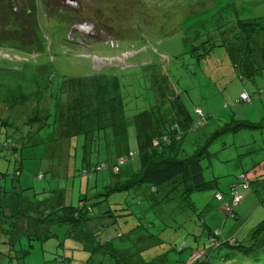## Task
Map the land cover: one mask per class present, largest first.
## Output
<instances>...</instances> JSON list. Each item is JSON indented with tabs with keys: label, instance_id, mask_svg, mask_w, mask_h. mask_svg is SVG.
<instances>
[{
	"label": "rangeland",
	"instance_id": "374dc122",
	"mask_svg": "<svg viewBox=\"0 0 264 264\" xmlns=\"http://www.w3.org/2000/svg\"><path fill=\"white\" fill-rule=\"evenodd\" d=\"M12 6L18 11L25 0ZM36 7L40 52L0 49V99L25 101L8 114L13 124L0 126V211L15 215L0 226V264H186L222 240L246 244L264 218V0H37ZM106 86L116 88L119 112L104 109ZM239 93L250 101L238 103ZM29 109L34 118L24 123ZM143 112L152 122H179L178 150L197 159L206 186L189 193L193 208L179 185L154 192L135 183L138 157L112 174L117 159L137 151L132 118ZM5 139L20 147L15 155ZM240 174L252 182L230 218L213 195L229 200ZM126 182V190L94 197ZM165 193L172 199H160ZM85 198L93 212L76 230L49 226L41 243L34 227L16 234L21 215ZM98 199L105 201L92 206ZM209 231L219 232V243L206 242ZM220 247L215 256L232 251Z\"/></svg>",
	"mask_w": 264,
	"mask_h": 264
},
{
	"label": "trees",
	"instance_id": "16d2710c",
	"mask_svg": "<svg viewBox=\"0 0 264 264\" xmlns=\"http://www.w3.org/2000/svg\"><path fill=\"white\" fill-rule=\"evenodd\" d=\"M0 1L4 4V6L0 5V49L14 50L29 55L38 54L41 50L42 39L39 37V35H37V0H25L26 6L22 9H18V11H15L16 7L12 6V0ZM63 10L67 11L68 9ZM51 12L53 14L55 13L53 11ZM51 12L47 10L41 11V13L46 16ZM244 25L245 23H242L240 26ZM105 89L108 94L106 95L107 102L105 104L103 102L102 104H104V109H107V114H109V112L113 109L119 112V106L118 108L114 106V104H116V100L117 104L119 103V95L116 94V96H114L113 93L115 92L116 88L110 89V87L106 86ZM241 94L243 93L238 95V103H245L239 100V96ZM23 102H25L24 99L22 101L17 99L16 102L14 100L11 103H9L8 100L0 99V111L2 110L6 112L5 116L3 117L4 119H1L0 117L1 127L3 125L7 127V124H13L9 121L10 117H8V114H11L13 112V108L17 107ZM195 112L196 115H201L200 111L195 110ZM144 113L145 112L137 114L132 118V123H134L136 129L137 151L129 152L125 157L122 156V158L117 159L116 165L110 168L112 174L117 175L121 165L134 157H138L139 170L136 174H133L132 177L134 178L135 181L133 179L132 180L135 183L148 182L150 184V188L153 189L154 192H157L159 187L164 185H179L182 187L179 197L185 202L187 206L193 208V204L188 197L189 193L203 191L206 186L203 183V178L201 176V166L197 159L187 158L181 154L180 150H178L177 146L183 134L179 122L175 121L168 123L167 121L164 122L160 119L152 122L150 119L145 118V116H148L149 113ZM122 115L123 114H121V116ZM25 117L26 119L24 123H28V120L34 118L30 109L26 110ZM119 119L123 120L122 117ZM199 121L200 120H197V123H199ZM123 123L120 124V126L123 125ZM146 130H150V135H145ZM2 146L10 149L13 155H15L14 151L20 148L19 146H16V144L11 143L9 139H5L2 142ZM197 151L199 152V150ZM104 168V166H100L98 168H93V170L100 171ZM15 175H18L17 172H15ZM38 177L40 178L41 176L39 175ZM250 182L252 181H250L245 174H240L237 177V182L231 184L229 187V200H224L219 193H215L213 195V199L216 202H222L220 207L230 218H235V216H237L234 213L235 209L243 199L242 193L249 189ZM126 184L127 185L104 187V192L96 194L94 197H107L111 193L119 192L123 189L126 190L128 183L126 182ZM162 198L172 199L168 193L163 194L160 199ZM160 199H158L156 203H158ZM86 200V198L78 199L77 206L75 207H71L70 205H62L55 207L48 212L40 211V213H38L36 211L31 215H21L23 218L19 220V226L16 230V234L21 232L23 235L29 236L25 233L34 227L36 229V233L33 234L35 237L34 240L41 243L49 237L47 235V227L49 226L64 225L68 226L71 230H76L79 225H84L85 222L89 220V214L93 212L91 205L88 204ZM103 201L105 200H95L92 202V206ZM61 208L63 213L59 214L58 211L61 210ZM14 217L15 215H5L3 211H0V226L6 222L5 219ZM10 224L11 226H15L14 222H10ZM0 231H2L1 228ZM3 232L10 233L8 230H3ZM218 234L219 232L209 231L207 233L206 242L210 244L219 243L217 240ZM28 239L30 240V237H28ZM244 241L247 243L242 244L240 242H236V239L234 238L222 240L208 252H196L194 257L192 256L186 264H264V218L250 229L248 235L245 236ZM221 245L231 249L232 251L229 253H225L224 251L223 253L215 256L214 251L216 252L218 249H220ZM29 247L31 246L29 245ZM85 248L86 244L84 245V249ZM93 250H96V248L94 247ZM182 251L183 248H180L178 253H182ZM231 258L232 260H230ZM227 260L228 262H226ZM57 261L59 264H64L61 258H58ZM183 263L178 260L171 262V264Z\"/></svg>",
	"mask_w": 264,
	"mask_h": 264
},
{
	"label": "built area",
	"instance_id": "2783aa9c",
	"mask_svg": "<svg viewBox=\"0 0 264 264\" xmlns=\"http://www.w3.org/2000/svg\"><path fill=\"white\" fill-rule=\"evenodd\" d=\"M239 100L242 101V102H249V98H248V96L245 95V94H241V95L239 96ZM114 170H115V168H114Z\"/></svg>",
	"mask_w": 264,
	"mask_h": 264
},
{
	"label": "crops",
	"instance_id": "0c3cea01",
	"mask_svg": "<svg viewBox=\"0 0 264 264\" xmlns=\"http://www.w3.org/2000/svg\"><path fill=\"white\" fill-rule=\"evenodd\" d=\"M240 94V93H239Z\"/></svg>",
	"mask_w": 264,
	"mask_h": 264
}]
</instances>
